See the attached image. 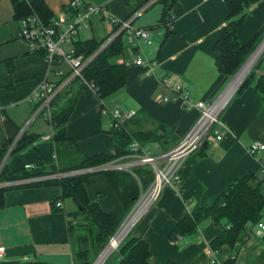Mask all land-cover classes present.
Segmentation results:
<instances>
[{
  "label": "crops",
  "instance_id": "obj_1",
  "mask_svg": "<svg viewBox=\"0 0 264 264\" xmlns=\"http://www.w3.org/2000/svg\"><path fill=\"white\" fill-rule=\"evenodd\" d=\"M44 1L56 18L72 0ZM79 1L88 6L106 8L107 12L92 17L90 28L83 31L87 34L86 40L102 41L113 30L110 16L128 19L148 0ZM159 4L161 6H157ZM163 11V5L158 2L134 22L135 27L149 31V46L153 49L145 51L156 66H137L134 58L127 54V85L106 104L108 107L118 105L122 111L136 112L126 123L129 130L133 133L158 131L157 134L164 139V146L170 149L190 133L200 112L186 111L181 100L159 104L156 99L158 96L173 97L171 89L174 87L190 94L196 103H210L216 98L226 83L221 87L225 78L216 66L215 44L229 12L225 0H177L171 10L174 17L172 33L165 39L166 29L158 27ZM263 27L264 0H249L246 20L237 31L240 43L244 46L250 44L264 32ZM19 30L20 22L14 19L11 0H0V148L16 139L32 117L36 108L32 95L49 71L46 59L31 54L18 40ZM81 33L78 40H82ZM70 46L73 50V44ZM62 67L63 64L57 69L68 72L66 65ZM261 73L257 71L258 75ZM49 77L54 79V73L51 72ZM79 88L78 83L70 85L60 95V104L70 99ZM87 90L80 91L74 112ZM237 92L228 100L219 117L223 128L221 133L224 134L222 140L217 141L216 130L212 131L210 148L186 158L180 169L182 181L165 186L142 219L144 223H139L132 231V236L143 238L150 244L153 264L168 261L212 264L207 253L209 243L221 232L214 221L204 222L191 236L181 235L184 240H172L170 233L177 221L188 216L196 206L210 208L236 180L249 173L262 172L264 151L252 156L249 148L256 141L264 144V97L254 84L241 94ZM91 111L109 116L101 111L100 100ZM74 112L67 124L68 136L79 141L87 156H113L115 139L111 133L110 137H104L105 143L96 148L89 145L87 137L75 138L71 134L69 129L81 119L73 118ZM108 129L111 130L110 122ZM26 133L39 140L33 147L12 155L7 167L13 172L26 170L33 178L5 185L14 188L4 194V205L0 207V247L6 248L3 263L76 264L75 247L69 236V223L75 220L78 212L76 203L71 198L62 199L58 186H23L64 177L65 174L49 173L58 160L53 138L48 139L52 129L41 116ZM141 143L161 148L157 142ZM88 195L105 212L123 216L122 203L104 174L97 173L92 177ZM55 203H62L63 207L57 208ZM256 228L249 226L235 247H224L216 256L217 262L225 264L235 259V264H264V238L255 235ZM82 249L92 251V244H84Z\"/></svg>",
  "mask_w": 264,
  "mask_h": 264
},
{
  "label": "trees",
  "instance_id": "obj_2",
  "mask_svg": "<svg viewBox=\"0 0 264 264\" xmlns=\"http://www.w3.org/2000/svg\"><path fill=\"white\" fill-rule=\"evenodd\" d=\"M150 0L147 1V3ZM177 0H160L164 11L158 27L165 28V39L171 33L174 17L171 13ZM14 10V19L20 22L31 15L39 16L47 24H53L54 13L44 0H11ZM229 15L226 25L221 29L219 39L215 44L217 53L216 66L218 72L225 78L231 79L244 65L248 57L256 50L263 40L262 31L250 44L242 45L238 39V28L247 17L249 0H225ZM106 39L97 41L89 39L73 42L74 56L89 58L95 54ZM124 36H119L107 48L100 52L83 70L85 82L94 87L95 94L105 103L120 92L127 85L126 48ZM257 71L262 72L261 75ZM73 83L80 85L79 90L67 101L60 104L59 98L55 101L53 110L54 135L53 142L57 153V164L50 169V174H65L61 179L47 180L42 183H31L23 186H58L62 191V199L71 198L78 207L75 220L69 223V236L75 247L76 264H92V253L97 257L110 242L120 228L123 218L133 209L141 196L142 190H147L154 182L155 176L149 168H138L132 174L123 171L108 170L103 172H87L125 157L130 152V145L134 140L140 142H157L162 149L164 139L157 132L133 133L127 122L119 129L111 128L110 133L115 139V153L113 156L99 154L87 156L80 148L79 141L67 134V124L74 112L77 97L87 86L80 80ZM72 83V84H73ZM264 97V54L258 60L250 74L238 89L241 94L251 85ZM54 104V105H55ZM37 136L25 133L19 140L13 153L18 154L35 145ZM0 148V163L4 159L8 146ZM97 173L106 176L114 192L118 195L124 214L119 217L115 213L105 212L98 203L90 200L88 187L91 179ZM33 178L26 170L10 171L6 166L0 176V207L4 205V194L14 186H5L12 183ZM55 203V207H56ZM82 219V221H79ZM206 221H214L221 228V232L211 240L209 247L220 254L224 247H235L239 244L242 235L246 234L249 226L255 227L264 221V173H249L242 179L236 180L210 208L196 206L188 216L177 221L170 233V239L176 240L178 235L191 236L195 234ZM91 243L92 251L83 250L84 244ZM119 264H153L150 244L143 238L134 237L131 232L118 248ZM235 259L225 264H235ZM4 264V263H0ZM166 264H180L168 261Z\"/></svg>",
  "mask_w": 264,
  "mask_h": 264
},
{
  "label": "built area",
  "instance_id": "obj_3",
  "mask_svg": "<svg viewBox=\"0 0 264 264\" xmlns=\"http://www.w3.org/2000/svg\"><path fill=\"white\" fill-rule=\"evenodd\" d=\"M159 1L160 0H150L142 9L128 19H119L118 17L110 16L109 20L113 30L100 49L89 58L74 56L73 50L70 53H66V51H64V46L73 44L74 39L78 37L81 32L90 28L92 17L106 13L107 10L105 7L88 6L79 0H72L67 9L61 11L51 25L45 24L37 15H31L20 21L18 40L28 47L31 54L44 57L48 62L49 71L39 84L38 89L32 95V102L36 104L32 117L16 139L11 141L4 159L0 163V176L13 155L19 140L37 118L42 116L49 123L52 134L48 139L53 137L54 103L75 80L82 81L87 88L95 93L94 87L85 82L82 75L83 70L100 52L107 48L119 36H124L126 54L134 58L133 62L135 65L147 66L150 68L156 66L155 62H151L148 59L149 53L143 48L144 45H151L149 31L135 27L134 22L143 12ZM62 64L68 67V72L57 69V67ZM51 72L54 73V79L49 77ZM171 93L173 97L158 96L156 101L159 104H169L173 101L181 100L186 111L191 112L198 110L200 112V118L190 133L180 140L175 147L170 149H157L159 154H154L152 152L151 145L142 144L140 141L134 140L130 145V152L128 155L95 169L102 171H123L132 174L134 177H136L135 170L138 168L143 167L152 170L155 176L154 182L145 193L143 190L141 191V195H143L135 212L139 209L141 204L148 200H150L149 209L157 201L165 186L171 185L172 183H180L182 181L180 169L183 162L189 155L199 151L206 140H211L212 131L216 130L217 141L222 140L224 135L221 133L223 128L221 127L219 117L225 106L219 113L215 114L216 105L224 94L214 102L196 103L193 101L190 94L180 88H172ZM101 111L110 116L111 128L114 129L121 128L127 121L131 120L136 115L134 111H122L118 105L108 107L104 101H101ZM216 127L219 128L216 129ZM263 151L264 144L258 141L254 142L249 148V153L252 156H256ZM262 172L264 173V163ZM3 185L4 184L0 183V187ZM56 206L57 208H62L63 204L57 203ZM255 235L264 238V221L257 225ZM176 240H184V238L178 235ZM207 253L212 259V264H219L216 259L217 254L214 250L209 247ZM5 256L6 248L0 247V263L4 262Z\"/></svg>",
  "mask_w": 264,
  "mask_h": 264
},
{
  "label": "rangeland",
  "instance_id": "obj_4",
  "mask_svg": "<svg viewBox=\"0 0 264 264\" xmlns=\"http://www.w3.org/2000/svg\"><path fill=\"white\" fill-rule=\"evenodd\" d=\"M157 6H161V5L159 4ZM86 38H87V34L84 33V32H82L81 33V39L83 41H86ZM262 39L264 40V36L262 37ZM77 40H78V38L76 37L74 39V41H77ZM261 42L259 43V45L261 44ZM143 48L146 51L153 49V48H150V46H146V45H144ZM64 49H65L66 53H70L72 51V47L70 46V44L65 45L64 46ZM62 68H65V64H63V67ZM232 79H233V77L231 79H229V81L226 82L225 86L222 88V90L220 91V93L216 96V98L212 102H214L221 95V93L225 90V88L228 86V84L230 83V81ZM86 89H88L89 91L87 90V92L85 94H83V95H86V96H81V100H79V102L77 104V107H76V110H75L74 115H73V118L81 117V119L76 123L75 126H73L72 128H70L69 131L71 132V134H73V136H76L75 138H85V137H87V141L89 142V145H91L92 148H96L97 145H100V144L103 145V143H105L104 137H110L111 136L110 131L108 129V122H110V124H111V119H110L109 116L105 117V116H101L100 113H95V112H92V111L90 112L91 108L94 106L95 103L99 102V100L97 99V97L93 94V92L89 88H86ZM88 132H92V133L91 134H87ZM152 152L154 154H159V152H157L156 145H153L152 146ZM143 191H144V193L146 192V190H143ZM142 195L140 196L139 199H141ZM148 211L149 210H147V212ZM147 212L144 215H142V217L134 225V227L130 231L131 232V235H132L133 229L139 223H140V225L142 223H144V221L142 219H144V217L147 214ZM128 215L123 218L122 224L126 221ZM79 221H82V219H79ZM118 248H119V246L117 247L116 250H114L107 257V259L104 261L103 264H119L120 256H119V253H118ZM100 254L96 257L95 254L92 253V257H91L92 259L91 260H93V263L98 259V257L100 256Z\"/></svg>",
  "mask_w": 264,
  "mask_h": 264
},
{
  "label": "bare ground",
  "instance_id": "obj_5",
  "mask_svg": "<svg viewBox=\"0 0 264 264\" xmlns=\"http://www.w3.org/2000/svg\"><path fill=\"white\" fill-rule=\"evenodd\" d=\"M253 58L248 65L242 70V72L239 74V76L233 81L231 86L228 88V90L225 92L224 96L220 99L218 104L216 105L215 114L219 113L223 107L226 105L238 85L241 83V81L244 79L245 75L247 74L248 70L252 66L254 62ZM150 204V200L144 202L141 204L139 209L135 212V214L130 217V219L123 225V227L120 229L118 234L113 238L109 246L106 248V250L103 252L102 256L99 258L96 264H102L107 257L117 249V247L121 244L123 239L126 237L128 231L131 230V228L135 225V223L140 219V217L147 211L148 206Z\"/></svg>",
  "mask_w": 264,
  "mask_h": 264
},
{
  "label": "water",
  "instance_id": "obj_6",
  "mask_svg": "<svg viewBox=\"0 0 264 264\" xmlns=\"http://www.w3.org/2000/svg\"><path fill=\"white\" fill-rule=\"evenodd\" d=\"M264 29V27H263ZM264 54V40L261 42V44L256 48V50L250 55V57L246 60V62L244 63V65L240 68V70L236 73V75L233 77V79L230 81V83L228 84V86L225 88V90L221 93L220 96H222L227 90L228 88L231 86V84L233 83V81L239 76V74L242 72V70L248 65V63L253 59L254 62L252 64V66L250 67V69L248 70L247 74L245 75L244 79L241 81V83L238 85V87L236 88V90L234 91V93L232 94V96L230 97V99L234 96V94L238 91V89L240 88V86L242 85V83L245 81V79L247 78L248 74L250 73V71L252 70V68L255 66V64L258 62V60L261 58V56ZM228 79H225L224 82L222 83L221 87L227 82ZM219 91V89H218ZM215 92V94L213 95L212 99L216 96L217 92ZM219 96V97H220ZM218 97V98H219ZM229 99V100H230ZM211 146V142L210 140H206L203 145L201 146L200 150L201 151H207ZM87 172H103L102 170H94V171H87ZM140 199L137 201L136 205L134 206L133 210L131 211V213L128 215L126 221L120 226V228L117 230L116 234L112 237V239L110 240V242L105 246V248L103 249L102 253L100 254V256L98 257V259L93 263L96 264L97 261L99 260V258L102 256L103 252L106 250V248L109 246V244L111 243V241L113 240V238L118 234V232L120 231V229L123 227V225L127 222V220L132 216V214L135 212L138 204H139ZM134 227V226H133ZM132 227V228H133ZM131 228V229H132ZM131 231V230H130ZM130 231L128 232V234L130 233ZM127 234V235H128ZM126 235V237H127ZM125 237V238H126ZM124 238V239H125ZM120 246V245H119Z\"/></svg>",
  "mask_w": 264,
  "mask_h": 264
}]
</instances>
